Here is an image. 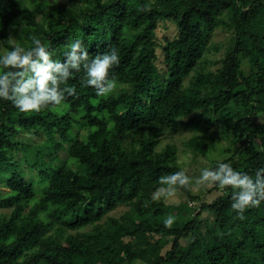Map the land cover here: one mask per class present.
Returning a JSON list of instances; mask_svg holds the SVG:
<instances>
[{
    "label": "trees",
    "instance_id": "1",
    "mask_svg": "<svg viewBox=\"0 0 264 264\" xmlns=\"http://www.w3.org/2000/svg\"><path fill=\"white\" fill-rule=\"evenodd\" d=\"M57 2L0 0V56L10 35L60 61L76 40L90 57L115 48L117 86L98 97L79 72L59 106L20 113L0 100V264H264V201L239 220L231 189L212 185L206 200L190 183L182 201L153 199L159 177L183 170L177 146H161L178 129L198 132L185 141L195 157L231 140L212 169L264 168V0ZM162 21L177 28L163 44ZM218 28L232 36L209 70Z\"/></svg>",
    "mask_w": 264,
    "mask_h": 264
},
{
    "label": "clouds",
    "instance_id": "2",
    "mask_svg": "<svg viewBox=\"0 0 264 264\" xmlns=\"http://www.w3.org/2000/svg\"><path fill=\"white\" fill-rule=\"evenodd\" d=\"M142 11L148 10L147 6ZM12 45L0 56V100L11 102L20 113L40 112L42 109L59 106L75 94V88H61L74 73L83 72L82 85L95 89L98 97L111 94L117 86L110 78V71L118 66V49L111 48L103 54L90 57L82 49L80 40L68 45L62 61L53 59V52L33 36L32 47L19 46L13 36H9ZM191 178L185 171L159 177L161 185L155 189L153 199L172 198L179 189L187 188ZM196 186L213 185L221 191L231 189V209L239 220L245 219L247 209L259 207L264 201V168L256 171L255 176L234 170L230 163L220 162L214 169L205 168L195 181ZM175 217L169 215L164 227L171 228Z\"/></svg>",
    "mask_w": 264,
    "mask_h": 264
},
{
    "label": "rangeland",
    "instance_id": "3",
    "mask_svg": "<svg viewBox=\"0 0 264 264\" xmlns=\"http://www.w3.org/2000/svg\"><path fill=\"white\" fill-rule=\"evenodd\" d=\"M64 0H58L57 3H60ZM177 34V28L172 21H162L158 23V27L156 29L157 40L159 43L163 44L165 39H172ZM232 36V32L230 30H225L222 28H218L214 30L211 35V51L209 52V58L211 63L203 65L206 69L215 70L220 66V63L216 62L217 60L223 57V54L228 46L229 39ZM219 48L218 50H216ZM158 67L160 69L163 68L162 57H161V48H158ZM243 69L245 73L249 72L247 61H244ZM198 134V132H192V130L187 127L183 129H178L175 133L168 134L166 137L162 139L161 146L167 143L175 144L178 148V161L186 174L191 178V191L193 194L199 195L201 198H206V200H211L213 198V194H209L208 190L212 185H200L196 186L195 181L201 175V172L205 169H212L213 160H219L225 156V153L222 150L225 147H233V143L229 138H222L220 142H218L212 149V151L207 155H198L193 156L191 150L185 145V141H187L192 135ZM27 136H21V140L27 141ZM210 141V140H209ZM65 156L64 153H62ZM2 190H7L4 187H0ZM166 203H173L177 201H182L185 197L177 192L176 195L172 198L165 199ZM191 204L197 203L190 202ZM126 207L119 206L111 214L118 216ZM135 264H141L140 262H134Z\"/></svg>",
    "mask_w": 264,
    "mask_h": 264
}]
</instances>
